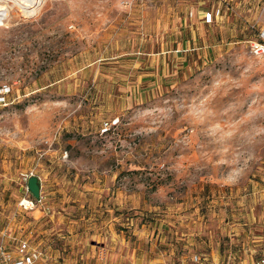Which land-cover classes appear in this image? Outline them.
Wrapping results in <instances>:
<instances>
[{
    "label": "rangeland",
    "instance_id": "rangeland-1",
    "mask_svg": "<svg viewBox=\"0 0 264 264\" xmlns=\"http://www.w3.org/2000/svg\"><path fill=\"white\" fill-rule=\"evenodd\" d=\"M40 1L0 25V246L264 264V0Z\"/></svg>",
    "mask_w": 264,
    "mask_h": 264
},
{
    "label": "built area",
    "instance_id": "built-area-1",
    "mask_svg": "<svg viewBox=\"0 0 264 264\" xmlns=\"http://www.w3.org/2000/svg\"><path fill=\"white\" fill-rule=\"evenodd\" d=\"M210 20V14L206 15V21ZM249 51L252 55L258 56L264 54V28L258 34L256 39L249 40ZM39 199L23 197L19 205L24 208H32ZM40 252L31 248L26 241L17 243L14 253L0 246V264H34L39 258Z\"/></svg>",
    "mask_w": 264,
    "mask_h": 264
},
{
    "label": "bare ground",
    "instance_id": "bare-ground-1",
    "mask_svg": "<svg viewBox=\"0 0 264 264\" xmlns=\"http://www.w3.org/2000/svg\"><path fill=\"white\" fill-rule=\"evenodd\" d=\"M40 0H0V25L8 13L20 8L23 14H32L36 11Z\"/></svg>",
    "mask_w": 264,
    "mask_h": 264
},
{
    "label": "water",
    "instance_id": "water-1",
    "mask_svg": "<svg viewBox=\"0 0 264 264\" xmlns=\"http://www.w3.org/2000/svg\"><path fill=\"white\" fill-rule=\"evenodd\" d=\"M26 189L33 198L39 199L40 197V182L35 175H29L26 179Z\"/></svg>",
    "mask_w": 264,
    "mask_h": 264
},
{
    "label": "crops",
    "instance_id": "crops-1",
    "mask_svg": "<svg viewBox=\"0 0 264 264\" xmlns=\"http://www.w3.org/2000/svg\"><path fill=\"white\" fill-rule=\"evenodd\" d=\"M108 247V246H107Z\"/></svg>",
    "mask_w": 264,
    "mask_h": 264
}]
</instances>
